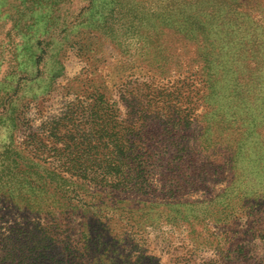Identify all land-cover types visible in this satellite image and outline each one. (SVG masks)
Returning a JSON list of instances; mask_svg holds the SVG:
<instances>
[{
  "label": "rangeland",
  "instance_id": "rangeland-1",
  "mask_svg": "<svg viewBox=\"0 0 264 264\" xmlns=\"http://www.w3.org/2000/svg\"><path fill=\"white\" fill-rule=\"evenodd\" d=\"M95 1L57 0L52 15L46 0H0V79L35 76L21 94L43 136L65 104L90 102L88 79L102 86L142 137L145 179L72 187L69 212L1 195L0 256L13 229L39 222L57 253L79 248L77 264H264V0ZM81 9L82 23L104 21L99 39L60 30ZM37 20L39 33L22 30Z\"/></svg>",
  "mask_w": 264,
  "mask_h": 264
},
{
  "label": "trees",
  "instance_id": "trees-1",
  "mask_svg": "<svg viewBox=\"0 0 264 264\" xmlns=\"http://www.w3.org/2000/svg\"><path fill=\"white\" fill-rule=\"evenodd\" d=\"M46 1L52 15L55 14L57 0ZM95 2L88 0L87 7L95 8ZM82 11L65 21L60 30L66 32L72 21L78 25L80 34L89 31L93 38L99 39L95 32L102 29L104 21L101 25L92 21L82 23L79 20ZM112 11L103 14V19L109 18ZM26 24L22 30L37 27L39 33L38 20ZM81 28L85 30L81 32ZM37 41L43 42L41 36ZM82 41L75 42L79 51L93 50L89 42ZM29 79L21 74L15 86H10L13 77L9 75L0 79V91H5L0 97V198L18 194L20 209L29 212H69L72 209L70 194L75 195L73 188L77 185L91 183L129 190L130 186L143 182L146 151L139 144L142 137L120 119L116 102L107 96L102 86L95 87L88 79L86 89L90 102L78 100L65 104L58 115L42 121L47 131L43 136L30 128L31 120L26 117L28 104L33 99H26L21 91L27 83L25 80ZM23 127L29 132L18 145L15 133ZM9 202L13 203L14 199ZM49 229L50 226L45 228L39 222L30 229H13L6 236L12 248H6V241V252L0 256V264H77L79 248L69 240L62 252L57 253L56 244L61 238Z\"/></svg>",
  "mask_w": 264,
  "mask_h": 264
}]
</instances>
